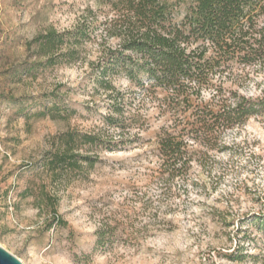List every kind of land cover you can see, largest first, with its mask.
<instances>
[{"label":"rangeland","instance_id":"1","mask_svg":"<svg viewBox=\"0 0 264 264\" xmlns=\"http://www.w3.org/2000/svg\"><path fill=\"white\" fill-rule=\"evenodd\" d=\"M114 18L96 0H0V217L16 223L0 227V248L21 263L30 242L68 229L86 249L76 257L78 264H264V116L226 132L223 151L201 156L185 181L168 179L160 173L156 136L170 117L150 101L141 103L142 95L117 76L113 83L131 103L130 112L140 115L141 129L124 136L133 140L125 149L102 151L93 168L49 185L40 161L54 136L67 130L111 131L103 125L109 102L92 72L106 50L120 44L112 36L118 32L110 25ZM83 21L92 39L79 47L78 61L36 64L35 46L29 44L37 35L72 30ZM222 88L263 98L264 64L234 69ZM53 106L62 116L75 113L66 120L36 116ZM53 208L59 223L50 222ZM104 216L128 226L131 244L94 251V232ZM210 225L216 227L209 231ZM20 235L23 248L16 247Z\"/></svg>","mask_w":264,"mask_h":264},{"label":"trees","instance_id":"2","mask_svg":"<svg viewBox=\"0 0 264 264\" xmlns=\"http://www.w3.org/2000/svg\"><path fill=\"white\" fill-rule=\"evenodd\" d=\"M96 1L114 12L110 25L118 32L112 36L120 39L92 72L96 88L109 102L103 125L111 131L67 130L54 136L40 161L50 186L93 168L102 151L125 149L133 140L124 136L141 129L140 115L130 112L131 103H125V93L113 83L117 76L134 86L142 95L141 103L150 101L160 115L170 117L169 125L156 136L160 173L168 179L185 181L201 156L223 151L226 132L264 116V97L247 98L222 88V79L234 69L264 64V0ZM91 39L92 29L83 21L72 30L49 29L29 47L35 46L38 66L53 67L78 61L79 47ZM73 113L62 116L53 109L36 116L66 120ZM42 193L46 202L51 200L48 192ZM52 211L50 222L59 223L55 208ZM127 227L104 216L94 232V251L109 252L120 243L131 244L133 233Z\"/></svg>","mask_w":264,"mask_h":264},{"label":"clouds","instance_id":"3","mask_svg":"<svg viewBox=\"0 0 264 264\" xmlns=\"http://www.w3.org/2000/svg\"><path fill=\"white\" fill-rule=\"evenodd\" d=\"M0 212H3V208H0ZM11 215V208H9V218ZM238 215V212L235 213L234 218ZM22 226L23 225H20V227ZM0 227H16V223L12 222L10 219L0 217ZM214 227L216 226L210 225L209 231ZM15 239L16 247L23 248L25 237L20 235ZM50 239L51 242H49ZM206 240L212 242L211 236L209 235L206 237ZM41 241L42 242L32 241L28 244L26 250L23 252L21 264H78L76 257L86 252V249L81 246L80 238L69 237L68 229H64L58 235L55 233H48L41 238Z\"/></svg>","mask_w":264,"mask_h":264},{"label":"water","instance_id":"4","mask_svg":"<svg viewBox=\"0 0 264 264\" xmlns=\"http://www.w3.org/2000/svg\"><path fill=\"white\" fill-rule=\"evenodd\" d=\"M0 264H21L19 260L0 248Z\"/></svg>","mask_w":264,"mask_h":264}]
</instances>
